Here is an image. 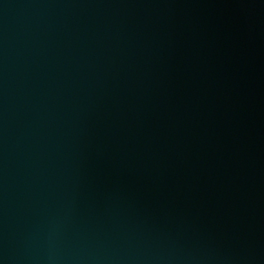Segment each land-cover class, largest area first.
Returning <instances> with one entry per match:
<instances>
[{"label":"water","instance_id":"water-1","mask_svg":"<svg viewBox=\"0 0 264 264\" xmlns=\"http://www.w3.org/2000/svg\"><path fill=\"white\" fill-rule=\"evenodd\" d=\"M0 264H264V0H0Z\"/></svg>","mask_w":264,"mask_h":264}]
</instances>
